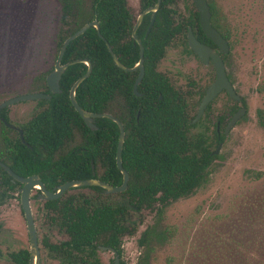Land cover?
Masks as SVG:
<instances>
[{
  "label": "trees",
  "instance_id": "16d2710c",
  "mask_svg": "<svg viewBox=\"0 0 264 264\" xmlns=\"http://www.w3.org/2000/svg\"><path fill=\"white\" fill-rule=\"evenodd\" d=\"M154 1L139 0V4L145 7ZM207 3L211 25L230 44L233 35L231 29L219 17L213 2L207 0ZM176 8L177 0H160L153 24L143 40L145 67L143 80L155 82L158 79L151 66L153 60L162 53L163 44L166 41V37L160 34L162 29L169 33L167 40H170L172 33L178 32L181 26L185 29L189 25L198 39L208 40L198 26L197 12L193 4L185 3L186 15L180 20H175V16L178 15ZM126 13L124 0H59L55 41L57 50L66 36L83 23L96 19L100 34L107 40L112 52L116 53L115 40H117L119 28L125 29ZM182 43L184 44V41ZM125 47L126 54H129L131 47L129 45ZM134 57L135 53L127 63L121 60L130 65ZM77 58L87 59L91 65L89 74L74 90L77 104L90 112L110 113L123 124L121 165L128 174V180L126 188L118 193L120 198L126 201V204L121 203L117 208L121 218L127 215L129 224L130 215L135 213L139 222L142 209L154 210L156 215L154 223L142 231L143 235L138 240L139 244L143 243L144 248L136 264H149L150 241L166 238L164 229H157L164 206L170 200L187 196L206 180L208 168L205 166L211 157L210 146L219 142V138L214 135V132H212L213 139L204 131L191 130L192 125L187 123V114H184L183 107L186 104L183 103L182 96L170 88L167 91L165 89L161 91L160 100L155 98L156 93L153 91L152 96L157 104L147 105V109L141 108L137 121L134 119V113L131 112L129 115V109L124 106L118 114L116 111L118 68L113 63L103 41L97 36L94 27H88L67 43L60 62L64 63ZM85 69L86 65L82 62L68 65L58 80L59 92L50 93L48 99L31 100L45 105L41 113L34 115L28 123L31 127L25 134V140L29 147L21 144L18 139L15 142L1 139V162L20 175L44 172L62 175L63 179H67L91 177L89 163L91 159L93 176H96L98 162H100L103 165V172L99 175L101 180L112 185H118L121 182V174L116 168L114 159L117 139L115 122L108 118L95 117L96 128L89 129L84 125L68 98L69 87L84 73ZM121 80L122 85L128 87V73L122 72ZM40 88H46L42 74L23 78L21 91ZM234 110L235 107L232 106L231 112ZM256 114L259 124L264 128V109L257 110ZM0 116H2L1 111ZM220 117L221 115L217 116L219 122ZM6 129L0 123V137L5 136ZM59 150L81 151L87 156L86 158L80 155H72L70 158H53L39 153ZM100 151L103 152L101 155ZM84 159L88 162L83 163ZM9 182V176L0 167V185H8ZM96 188L100 190L99 187ZM111 196L114 197L113 194H109L104 198ZM75 197L71 196L69 199ZM96 197L100 198L101 194H97ZM87 199L79 194L78 202L73 203L74 206L73 204L67 206L62 202L63 216H78L76 219L64 220L67 230L75 233L74 239H81L85 233H89L90 239L103 242L107 239L104 235H100L103 231L129 230L128 226L124 225L123 219L119 222V226H116L111 219V216L118 212L113 203L86 205L83 201L87 202L89 200ZM54 201L57 199L49 202L55 204ZM20 255L26 254L20 253L17 257ZM14 260L18 261L15 257Z\"/></svg>",
  "mask_w": 264,
  "mask_h": 264
},
{
  "label": "rangeland",
  "instance_id": "374dc122",
  "mask_svg": "<svg viewBox=\"0 0 264 264\" xmlns=\"http://www.w3.org/2000/svg\"><path fill=\"white\" fill-rule=\"evenodd\" d=\"M211 1L233 34L226 68L240 95L235 101L219 94L215 110L223 112L231 103L245 112L222 135L206 180L164 206L157 229H164L166 238L150 241L149 264H264V128L256 114L264 109V0ZM126 2L135 15L138 0ZM178 3L182 10L188 0ZM58 12L59 0H0V102L22 90L23 78L52 67ZM194 63L181 65L182 72ZM24 101L6 106L12 121L22 120L21 113L33 103ZM76 191L89 193L69 190ZM29 203L34 216L36 202L30 197ZM139 216L133 239L156 220L154 210L142 209ZM35 225L38 235L50 230L43 221ZM27 246L14 191L0 202V250ZM131 248L134 259L142 249ZM0 264L9 263L3 259Z\"/></svg>",
  "mask_w": 264,
  "mask_h": 264
},
{
  "label": "flooded vegetation",
  "instance_id": "af4514ba",
  "mask_svg": "<svg viewBox=\"0 0 264 264\" xmlns=\"http://www.w3.org/2000/svg\"><path fill=\"white\" fill-rule=\"evenodd\" d=\"M124 1L126 4V12H127L125 16L126 25H125V29L119 28V31L116 37L117 40H115L116 53L113 52V54L115 55L117 60L123 65V67L131 68L137 63L139 43H140L141 49H142V62H141L142 74L139 80L136 82L135 86L133 87L136 77L139 74V68L136 67V68L127 70L125 68H121L115 65L118 68V80H117V90H116V95H117L116 111L118 112V114H120L121 111L124 109L123 108L124 106L129 109L128 110L129 115L131 112L134 113V119L135 121H137L140 109L143 107L147 109V105L157 104L155 101V98L158 100L162 98L161 91L163 89L167 91L170 88L175 93H179L182 96L183 103L186 104V106L184 105L183 107L184 114L185 115L187 114V119H188L187 123L192 125L191 130L194 131L193 129L196 128V131L197 130H200L202 132L204 131L207 135H210L213 139H214V135H216V137L219 138V142L213 144L216 147L215 148L210 147L211 157L209 159V163H207V165L205 166L206 168H208L209 164L211 163V160L213 159V156L217 153L215 152V149L217 148L218 145L220 146L222 135L227 133V132L224 133L225 124L237 108L235 107V110L231 112V107H232L231 103L229 104L225 103L226 106H225L224 111L219 112V113L216 112L215 110L216 106L214 104V101L219 94H223L226 100L227 99L231 100V98L222 89L215 97H213L211 100L208 101V103L204 106L202 113L200 114L198 119L193 121V118L196 113L199 102L202 96L204 95L206 87L213 80L215 76V72H214V68L210 60V56H208L206 62H203L188 47L187 32L188 30H190V32L192 33L193 37L196 40L212 48L213 50L217 49L216 45L212 43L210 39L208 40H205L203 38L202 40L198 39L196 37V34L192 32V29L189 25H187L185 29L181 26L178 32L172 33L170 36V40L169 39L167 40V36L169 35V33L166 32V30L163 31L162 29L160 34L166 37V41L163 44L162 53L156 59L153 60V63L151 66L152 70L156 73L158 79L155 82H151L147 79L143 80L144 74H145V67L143 64V40L146 38L147 34L150 31V28L153 24V20L155 18V14L158 8L156 9L153 15L152 23L149 26L148 24L151 19V11L149 10L145 12L143 11L146 8L151 7L155 1L149 6L141 7L139 4V0H138V10L135 15L131 12V9L127 5L126 0ZM188 2L192 3V0H188ZM178 4L179 3L177 0L176 11L178 15L175 16V20H180L182 17L186 15L185 5L182 7V10H180V8L178 7ZM139 16H140L139 22L137 26L134 28V25ZM197 22H198V13H197ZM198 26H199V23H198ZM98 31H99V26H98ZM99 38L103 41L105 45V41L107 42V40L102 35ZM136 39L139 40V43L137 42ZM183 41H184V44L182 43ZM226 42L228 44V51H229V43L227 40ZM127 45L131 47V49H129V54H126L125 46ZM134 53H135V57H134V60L131 62V64L130 65L125 64V62L123 61L125 60L127 63V61L131 57H133ZM219 55L224 65L225 75L227 79L229 80V82L232 84L231 77L226 68L227 53H220ZM181 60H183V62ZM191 60L195 62L193 64L194 68L191 69L190 71H186V73L182 72L183 70H181V67H182L181 65H187L188 63L191 62ZM51 69L42 71V72H36V73H33L32 75H29V76H33L37 74H42L44 77V85L46 87L45 89L40 88L39 90H31V91L23 90V91L17 92L15 95L24 93V92L49 93L48 88L45 83V76ZM122 72L128 73V79H129L128 87H124L122 85V80H121ZM183 73H185V75ZM153 91L156 93L155 98H153L152 96ZM137 97H139V100H137ZM126 98L128 99V103H126L127 101ZM39 99H48V98H39ZM39 99H36V100H39ZM124 100L126 101L124 102ZM14 103H11V104H14ZM17 103L25 104L26 102L17 101ZM8 105L0 107V111L2 113V116H0V123L5 128H7L5 131V136L0 137V140L1 139L10 140V141L15 142V140L18 139V141L21 144L29 147V144L25 140V134L28 132L29 128L31 127L28 125V123L31 122V119L34 115L41 113L45 104L41 102L29 103L26 111L24 109H21V111L23 112L24 110L25 113L23 114L21 113V117L23 119L18 120V122H14L11 120L9 113L6 110V106ZM192 109H193V113L190 112ZM218 115H221L220 122L217 120ZM94 118H92L93 124H94ZM204 119H205V122H203ZM208 124H209V130L207 132L206 129L208 128ZM122 129H123V124H122ZM212 132H214V135L212 134ZM117 136H118V127H117ZM123 136H124V131H123ZM39 153H42L45 156H49L53 158L54 157L70 158L72 155H76V156L80 155L86 158L87 156L86 153H83L81 151L74 152L72 150H65V151L59 150V151H49V152L42 151ZM102 153L103 152L100 151L99 154L101 155ZM114 159H115V154H114ZM82 162L87 163L88 161L84 159ZM89 163H90V169H91V177H75V178H67V179H63L64 176L62 175L53 174V173H44V172H38V173L32 172V173L20 175L14 172L7 164L5 163L3 164L8 166L9 169L12 172H14L16 175H19L22 177L32 176L31 181L39 182L41 184V187L44 190H46L49 193H55L57 191L58 186L66 181L85 179V178H94V179L101 180L99 178V175H101V173L103 172V165L100 162H98L97 174L96 176H93L94 172L92 171L93 164H92L91 159ZM2 169L9 176L10 182L8 185H5V184L0 185V202L4 200L6 197H10L14 191L16 192L19 211L21 212L24 223H25L28 246L26 248L21 247L16 250H10V251L0 250V260L5 259L7 263L9 264H29L30 263V240H29V235L27 231L26 221H25L24 214H23V209L20 204V189L23 186V183L14 179L11 175L8 174V172L4 168ZM41 187L38 184H32L28 191V206L30 210L32 224L34 227V237H35V244H36V251H37L36 255H34V257L32 258V264H136L138 256L142 253V250L144 248L143 243L139 244L138 242L139 238L143 235V232H141V234L136 239H133L136 226L138 224V221L135 217V213L130 215L129 224H128L127 215H124V217L121 218L119 209H117L121 203L126 204V201L122 200L118 194L119 192H122L126 188V186L122 191H117V192H112V193L104 192L103 189L97 185L70 186V187L63 189L59 193V195L54 198L44 197V193L41 191ZM96 187H99L100 190H98ZM72 189L74 190L87 189L89 193H82L80 191L70 193L69 190H72ZM79 194L84 195L85 198L89 199V200L87 199L88 200L87 202L83 201V203H86V205L92 204V203L94 204L113 203V205L116 207L118 212L114 214L113 216H111V219H113L114 224L116 226H119V222L121 221V219H123L124 225L128 226L129 230H126L123 232H119L117 230L106 231V232L103 231L100 233V235L102 236L104 235L105 237H107V239L105 241L103 240V242H100L95 239H90L89 233H85L84 237L81 239L80 238L74 239L73 236L75 235V233L67 230V225L64 220H68L70 218L76 219L78 218V216H70V215L63 216L61 206H62V202L66 203L67 206H70L73 203L77 204L78 202L77 197ZM97 194H101V197L97 198L96 197ZM109 194L110 195L113 194L114 197L104 198L106 195H109ZM71 196H76V197L69 199V197ZM30 197H32L33 200L36 202V206L34 207V210H35L34 216H33L30 203H29ZM55 199H57V201L53 202L55 204H52L49 202ZM75 204H73V206ZM37 220L43 221L50 230L45 232V234L39 233L38 235L37 230H36V225H35V221ZM127 239L128 240L133 239V242H129V241L126 242ZM132 245L134 247H136L137 245L139 246V248L142 249L141 252L138 253V255L134 256V259L131 256L132 254L131 246ZM20 253H24L26 255L25 256L20 255L17 257V254H20ZM14 257L17 258L18 261H15ZM148 263H149V259H148Z\"/></svg>",
  "mask_w": 264,
  "mask_h": 264
},
{
  "label": "water",
  "instance_id": "95a60500",
  "mask_svg": "<svg viewBox=\"0 0 264 264\" xmlns=\"http://www.w3.org/2000/svg\"><path fill=\"white\" fill-rule=\"evenodd\" d=\"M160 0H155L154 4L151 7L146 8L143 12L149 10L151 11V19L149 21V26L152 23L153 15L158 8ZM192 3L198 13V23L203 31L204 35L212 41L217 47L216 50H213L212 48L200 43L198 40H196L190 30L187 32V45L188 47L203 61L206 62L208 56H210L211 63L214 68L215 76L213 80L208 84V86L205 89L204 95L202 96L199 105L197 107L196 113L194 115L193 121L197 120L200 114L202 113V110L204 106L208 103L209 100H211L213 97H215L222 89L226 92V94L233 100H240V95L235 91L233 85L229 82L225 75L224 71V65L222 63V60L220 58V53H227L228 52V44L226 40L220 35V33L211 25L210 23V12L208 3L206 0H192ZM140 16L138 17L134 28L137 26L139 22ZM93 26L95 28V31L99 37L101 35L98 31V25L96 20H91L88 22L83 23L81 26H79L75 31H73L71 34L66 36L62 43L59 46V49L57 51V55L55 57L52 69L46 74L45 76V83L48 88L49 93H57L59 92L58 88V80L60 78L61 73L65 70V68L68 65H71L73 63L82 62L86 65V69L83 74H81L79 77H77L68 90V98L69 101L74 108V110L78 113L82 121L86 126H88L90 129H94L95 125L92 123V118L94 117H104L108 118L115 122V124L118 127V136L116 141V148H115V164L118 170L121 173V182L119 185H111L107 182L94 179V178H85V179H78V180H70L62 183L58 186L57 191L55 193H49L46 190H44L41 187V184L36 181H31L32 176L22 177L19 175H16L14 172H12L8 166L0 162V166L4 168L9 175H11L14 179L20 181L23 183V186L20 189V204L23 209L24 218L26 221L27 231L29 235L30 240V263L32 264V258L34 255H36V244H35V237H34V227L32 224V219L30 215V210L28 206V191L32 184H38L41 187V191L44 193V197L46 198H54L59 195V193L70 186H77V185H97L100 186L104 192L106 193H112L117 191H122L127 183L128 175L125 169L121 165V150H122V142H123V129L122 124L120 121L115 118L113 115L107 112H90L87 110H84L81 108L75 98H74V90L76 86L83 80L90 72L91 65L90 62L87 59L77 58L73 59L71 61L60 63L61 56L63 54V51L65 49V46L69 41L80 35L83 31H85L88 27ZM139 43V40L136 39ZM106 48L112 58L113 63L121 68L123 65L117 60L113 52L111 51L108 43L105 41ZM142 49L141 45L139 43V52H138V60L137 63L131 67V68H125V69H133L138 67L139 68V74L136 77V80L134 82L133 87L135 86L136 82L139 80L142 74ZM49 93L44 92H24L17 94L15 96L6 98L0 102V107H3L5 105L17 102V101H24V100H34L39 98H49ZM245 112L244 106H238L237 109L234 111V113L231 115V117L228 119V121L225 124L224 127V133L228 131L230 127H232L235 122L240 118V116ZM219 148V145L215 149V152H217Z\"/></svg>",
  "mask_w": 264,
  "mask_h": 264
}]
</instances>
